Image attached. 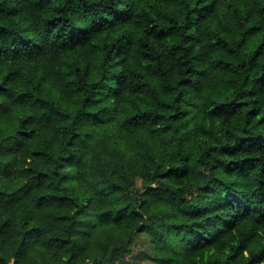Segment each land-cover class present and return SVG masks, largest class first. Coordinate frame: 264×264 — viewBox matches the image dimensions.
Instances as JSON below:
<instances>
[{"label": "clouds", "instance_id": "9594fccd", "mask_svg": "<svg viewBox=\"0 0 264 264\" xmlns=\"http://www.w3.org/2000/svg\"><path fill=\"white\" fill-rule=\"evenodd\" d=\"M0 264H264V0H0Z\"/></svg>", "mask_w": 264, "mask_h": 264}]
</instances>
